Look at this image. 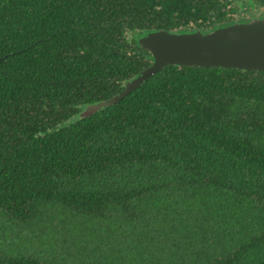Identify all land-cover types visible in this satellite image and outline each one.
<instances>
[{
	"label": "trees",
	"instance_id": "obj_1",
	"mask_svg": "<svg viewBox=\"0 0 264 264\" xmlns=\"http://www.w3.org/2000/svg\"><path fill=\"white\" fill-rule=\"evenodd\" d=\"M250 7L0 0V264H264V72L170 65L81 117L152 65L144 33Z\"/></svg>",
	"mask_w": 264,
	"mask_h": 264
},
{
	"label": "water",
	"instance_id": "obj_2",
	"mask_svg": "<svg viewBox=\"0 0 264 264\" xmlns=\"http://www.w3.org/2000/svg\"><path fill=\"white\" fill-rule=\"evenodd\" d=\"M139 45L152 54V65L128 81L120 94L88 105L81 113L82 118L118 103L170 65L264 72V16L213 31L144 33Z\"/></svg>",
	"mask_w": 264,
	"mask_h": 264
},
{
	"label": "rangeland",
	"instance_id": "obj_3",
	"mask_svg": "<svg viewBox=\"0 0 264 264\" xmlns=\"http://www.w3.org/2000/svg\"><path fill=\"white\" fill-rule=\"evenodd\" d=\"M241 9H244V8L241 7ZM247 9H248V12L245 11V12H241L239 14V16L241 18L250 19V18L259 17V16L264 15V9L263 10H258V9H255V7H250V8H247ZM249 11H252V12H249Z\"/></svg>",
	"mask_w": 264,
	"mask_h": 264
}]
</instances>
